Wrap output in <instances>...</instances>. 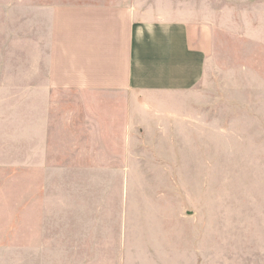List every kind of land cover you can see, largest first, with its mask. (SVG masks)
I'll return each instance as SVG.
<instances>
[{
	"label": "rangeland",
	"instance_id": "obj_1",
	"mask_svg": "<svg viewBox=\"0 0 264 264\" xmlns=\"http://www.w3.org/2000/svg\"><path fill=\"white\" fill-rule=\"evenodd\" d=\"M128 2L0 0V264H264V0L195 5L193 89L43 97L41 6Z\"/></svg>",
	"mask_w": 264,
	"mask_h": 264
},
{
	"label": "crops",
	"instance_id": "obj_2",
	"mask_svg": "<svg viewBox=\"0 0 264 264\" xmlns=\"http://www.w3.org/2000/svg\"><path fill=\"white\" fill-rule=\"evenodd\" d=\"M204 1L209 3L129 0L120 5L41 6L42 44L48 50L41 65L47 88L40 94L53 97L60 91L75 90L157 97V93L193 89L202 77L205 61L203 51L194 44V37L209 29L208 23L195 20L199 12L195 5ZM27 73L29 98L33 99V63ZM93 110L89 111L94 114ZM41 116L36 127H41L44 140L52 126L44 110ZM26 117V141L32 142L33 109Z\"/></svg>",
	"mask_w": 264,
	"mask_h": 264
}]
</instances>
